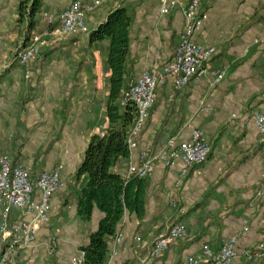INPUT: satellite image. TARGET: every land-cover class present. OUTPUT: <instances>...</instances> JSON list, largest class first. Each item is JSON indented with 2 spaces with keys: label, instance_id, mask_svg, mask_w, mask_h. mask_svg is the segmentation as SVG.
Returning a JSON list of instances; mask_svg holds the SVG:
<instances>
[{
  "label": "crops",
  "instance_id": "obj_1",
  "mask_svg": "<svg viewBox=\"0 0 264 264\" xmlns=\"http://www.w3.org/2000/svg\"><path fill=\"white\" fill-rule=\"evenodd\" d=\"M20 1L0 0V154L25 163L32 176L62 165L66 187L52 197L49 224L26 217L36 226L35 241L18 252L15 264H64L89 242L103 217L95 209L84 221L76 205L86 180L77 177V168L91 137L109 126L105 102L110 42L91 40L90 32L116 8L132 11L130 60L136 80L142 70L174 58L184 16L180 6L161 15L160 0H107L86 14L89 32L65 35L57 17L72 0H45L32 34H43L46 44L38 59L24 66L16 55L31 38L24 45ZM80 1L86 6L94 0ZM202 11L206 19L195 38L214 45L217 53L205 64L206 72L186 86L177 88L168 81L158 88L130 159H137L142 149L155 154L171 138L186 140L197 128L207 134L210 155L181 184V162L156 163L147 178L145 215L126 212L118 231L121 241L110 242V253L118 251L113 264H180L188 255H201L205 244L218 252L234 236L238 255L233 264H264V257H246L264 244V199L256 195L264 186V149L253 122L256 112H264V0H204ZM212 71L224 74L214 85ZM127 162L119 161L112 170L124 172ZM19 218L14 211L12 221ZM178 221L186 225L188 236L153 258L156 239Z\"/></svg>",
  "mask_w": 264,
  "mask_h": 264
},
{
  "label": "built area",
  "instance_id": "obj_2",
  "mask_svg": "<svg viewBox=\"0 0 264 264\" xmlns=\"http://www.w3.org/2000/svg\"><path fill=\"white\" fill-rule=\"evenodd\" d=\"M107 0H94L84 6L80 0H72L58 15L60 31L65 35H76L89 32L85 17ZM204 0H160L161 15L169 14L180 6L183 11L184 23L180 34L179 45L174 58L153 69H144L135 82L124 92L122 105L131 104L136 109L133 126L128 131L130 157L127 168L121 172L126 179L131 177L149 178L161 162L166 166L181 162L182 167L177 177V184H181L191 168L208 160L211 146L205 131L194 129L186 140L169 139L155 154L147 150H139L137 159L132 160V152L138 149V136L144 131L150 117L151 110L160 86L172 81L177 88L189 84L192 79L206 72V63L217 53L214 45L199 43L195 36L202 28L206 14L202 11ZM52 18L49 22H53ZM46 44L43 34H33L30 43L17 52L16 58L20 64L29 66L39 55L42 46ZM2 68L0 67V74ZM212 84H216L224 77L223 72L212 71ZM26 76H29L28 71ZM253 122L260 134V144L264 149V112H256ZM264 163V158H263ZM63 166L52 170H43L37 176H32L31 168L23 162H16L9 153L0 154V264H15L18 252L27 250L35 241L36 226L33 221L26 219L32 216L40 223L49 224L52 218V197L65 189L66 182L62 177ZM256 195L264 199V186L259 188ZM186 207L181 206V211ZM14 211L19 212L21 218L12 221ZM12 221V222H11ZM188 236L184 223L178 221L172 224L168 234L160 235L151 248L153 258L160 257L170 243ZM120 242L122 235L117 233L113 238ZM238 236L225 239L221 249L213 252L208 244L202 248L201 255H188L180 264H233L238 255L236 248ZM118 251L114 249L108 264H113V258ZM248 260L264 257V244L252 251L246 252ZM84 252L80 250L64 264H83Z\"/></svg>",
  "mask_w": 264,
  "mask_h": 264
},
{
  "label": "trees",
  "instance_id": "obj_3",
  "mask_svg": "<svg viewBox=\"0 0 264 264\" xmlns=\"http://www.w3.org/2000/svg\"><path fill=\"white\" fill-rule=\"evenodd\" d=\"M44 1L21 0L19 26L26 23V30L31 33ZM133 22L132 11L120 6L90 32L91 40L109 39L106 65L111 75L105 102L109 126L104 134L91 137L76 172L78 178L85 176L86 179L77 197V216L89 221L95 209L103 213L98 228L90 234L89 242L81 247L83 264H108L110 242L117 235L125 213H134L139 218L146 213L147 179H126L122 173L112 170L119 161H128L131 154L127 136L133 126L136 109L131 104L122 105V96L135 82L130 60Z\"/></svg>",
  "mask_w": 264,
  "mask_h": 264
},
{
  "label": "rangeland",
  "instance_id": "obj_4",
  "mask_svg": "<svg viewBox=\"0 0 264 264\" xmlns=\"http://www.w3.org/2000/svg\"><path fill=\"white\" fill-rule=\"evenodd\" d=\"M26 27H27V24L26 23H23L22 25H21V27H19V30H20V32H22L23 33V35H24V37H25V44L24 45H26L28 42H29V40H30V38H32V36H33V34H32V32L30 33V32H28L27 30H26ZM38 59V57L34 60V61H36ZM34 61H32V62H34ZM30 65V64H29ZM4 153V152H3Z\"/></svg>",
  "mask_w": 264,
  "mask_h": 264
}]
</instances>
